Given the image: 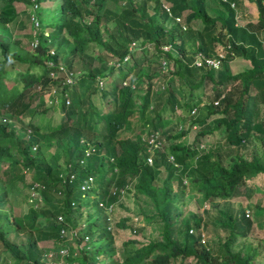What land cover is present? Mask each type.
Here are the masks:
<instances>
[{
  "label": "trees",
  "instance_id": "obj_1",
  "mask_svg": "<svg viewBox=\"0 0 264 264\" xmlns=\"http://www.w3.org/2000/svg\"><path fill=\"white\" fill-rule=\"evenodd\" d=\"M0 1V112L3 110L7 116L0 114V163L4 165L0 169V245L12 257L11 264H55L44 260V249L38 244L47 239L67 248L61 255L64 264H257L259 246L241 242L250 226L244 211L218 208L215 223L225 233L223 238L212 241L203 238L208 224L204 210L201 214L184 213L182 202L192 193L199 204L229 199L239 194L238 188L245 181L264 175V114L259 116L264 109V38L257 33L264 27V0H251L256 11L253 24L237 23L236 6L221 0L223 15L210 14L205 0H163L169 3L171 15L163 9L161 0H110L117 3L118 9L106 6L105 0H34L37 7L31 11L40 21L43 2L54 4L57 16L40 24L34 48L29 45L31 34H24L27 49L18 38L11 39L6 29L17 21L15 4L26 8L31 1ZM173 16H180L186 28L181 29ZM196 19L200 28L189 24ZM45 26L49 27L47 36L42 32ZM130 41L136 43L135 48L117 66L88 51L92 45L98 52L120 60ZM216 43L229 45L217 68L193 64L196 51L212 55ZM164 44L169 48L162 49ZM50 47L52 54L48 52ZM234 56L246 60L248 66L229 71L228 62ZM46 59L52 65L48 66ZM160 59L166 62L165 71L157 73L150 65L156 63L162 68ZM95 60L98 63L94 65ZM50 70L57 76L50 77ZM69 72L72 80L65 82L63 75ZM157 76L165 77L162 88L166 92L158 108L152 106L151 95V78ZM104 78L108 82L106 89L97 84ZM10 79L14 82L8 86L6 81ZM206 83L212 87L211 99L200 107ZM228 83L236 84L234 96L224 91ZM49 85L59 89L57 103H47L43 96ZM97 88L103 97L107 96L108 106L98 115L90 98ZM63 93L69 100L67 104ZM49 109H57L60 119L53 125L44 122L47 130L41 133L40 126L30 120L21 124V131L7 120L8 115L20 118L28 111L30 117L36 111L43 114ZM193 109L204 112L193 114ZM173 113H177V120L183 113L192 115L194 122L201 125L200 134L222 126L224 147L217 144L197 152L193 146L180 143L187 127L179 123L170 134L166 126ZM212 114L217 116L208 125L207 117ZM99 121L102 133L97 129ZM25 127L30 129L27 134ZM154 130L168 142L152 150L148 163L144 137ZM53 136L61 141L47 156L49 153H43L38 145L41 140L52 145ZM254 140L259 141V146L246 156L240 149ZM34 145L35 149H31ZM86 146L92 148L87 154ZM192 158L194 166L190 168ZM25 168L31 169V179L26 182L24 196L27 198L28 185L33 181L42 188L28 202L25 214L18 216L4 207L10 188L7 184L12 183V188L22 182ZM69 173L73 178L61 182V175ZM90 174L95 182L92 201L97 211L92 219L83 221L88 213L83 215L77 198L80 183ZM111 184L117 187L114 193L110 191ZM125 184L124 195L131 190L143 196L149 216L159 223V231L157 238L128 240L137 245L118 258L115 232L98 201L120 202L124 195L120 197L118 188ZM58 215L62 220L57 219ZM113 220L110 222L116 227L126 226V216ZM61 226L74 229L76 235L60 238ZM12 232L15 237L9 236ZM19 233L24 234L22 240L16 238ZM84 235H88L87 240ZM98 256L103 260L99 261Z\"/></svg>",
  "mask_w": 264,
  "mask_h": 264
},
{
  "label": "rangeland",
  "instance_id": "obj_2",
  "mask_svg": "<svg viewBox=\"0 0 264 264\" xmlns=\"http://www.w3.org/2000/svg\"><path fill=\"white\" fill-rule=\"evenodd\" d=\"M1 4V1H0ZM104 4L106 6H110L114 9H118L119 6L117 3H113L110 0H105ZM16 9L19 11V15L17 17V21L13 24V26L9 25V28L6 29V34L9 35L11 39L18 38L22 44V47L24 49H27V43L26 36L24 34L28 33L29 28V22H28V16L27 14V8L24 7L21 3H16ZM254 14L256 11L253 8L252 11ZM40 18H41V26H43V22L50 19H54L57 16V11L55 9L54 4H51L50 2H43L42 6L39 8ZM252 18V16H251ZM254 18V17H253ZM111 24V23H108ZM190 26L193 28H200L201 23L199 20H192L190 21ZM49 29L48 26H45ZM136 44V43H135ZM93 54H99L103 60H110L111 56H107L102 52H98V49L94 46H90L88 49ZM136 52L139 53L138 50ZM135 52V53H136ZM137 53V54H138ZM129 58V57H128ZM98 63V60L94 61V65ZM104 65V63L102 62ZM101 64V65H102ZM242 60L240 58L234 59L232 62H230V68L229 71H236L240 70L242 68ZM78 64L74 66L75 69H77ZM161 67V66H160ZM150 69L153 71H156L157 73L165 71V68H159L158 64L150 65ZM62 74V73H61ZM61 76V75H60ZM64 78V75H63ZM165 78V77H164ZM164 78H161L160 76L151 78L152 85H151V95H152V106L155 107H161L163 103V98L166 95V92L163 90L162 86L165 85ZM139 80V79H137ZM14 80L10 79L7 80L6 83L8 86L13 84ZM107 79L104 78L102 85V88H107ZM138 83V82H136ZM19 86V84H17ZM236 84L228 83L224 86V91H230L231 94L234 96L236 94L235 91ZM98 89V88H97ZM46 92H48L47 89L43 91V96L46 98ZM252 94L253 90H251ZM212 94V87L210 83H206L203 90H202V101L199 103L200 107L202 104L207 103L211 99ZM91 98V105L95 111V113L98 115L101 111L104 109H107V102L106 98L107 96H102L100 94V89L96 90L93 94L90 95ZM261 106V105H260ZM198 111V115H200L204 110L198 109L193 112L195 114ZM0 114L2 116H6V112L1 110ZM164 114H168L164 112ZM177 113L171 114V121L166 126L171 133L175 132V129L177 128V125L179 123L182 124L183 127H187V132L179 138L180 143L189 144L191 147L197 151L200 152L202 149H208L213 148V145H219V148L224 147L221 145L224 143L223 136H222V126H219L218 128L213 129L210 133L200 134L199 130L201 128V125L192 117V115L188 114H182L181 117L177 120L175 115ZM264 114V109L260 110L259 116H262ZM61 113L57 109L48 110L47 112H44L43 114L39 113V111H36L32 116L28 117V111L23 112L19 118V121H17L15 124L16 126L22 124L24 126L28 120L37 123L40 127L39 130L46 131L47 128L43 127L44 122H47L48 124H56L59 122ZM217 116L216 114L209 115L207 117V124L212 125L213 117ZM42 120V121H41ZM22 126L16 127V130L21 131ZM97 129L99 133L103 132V124L101 121L97 124ZM63 135V134H62ZM162 138L163 147L167 144L168 140L167 138ZM52 145H48L47 143L43 142L42 140L41 145L39 146V149L47 154V156L51 155V151L54 147H57L61 141L60 137L59 139L56 138V136H53L52 139ZM259 146V141L254 140L251 143H248L246 147H243L240 149L243 154L248 156L252 150L253 147ZM223 150V149H222ZM54 151V150H53ZM62 157L58 158V161L60 162ZM194 158L190 159L188 162V165L190 168L194 166ZM0 169L4 167L2 163H0ZM24 180L22 182H16V184L12 186V183H8V192L6 196V202L7 205L4 206L5 208H11L12 213L15 215H23L25 214L28 206V201L26 197L24 196V192L26 191V182L30 181V175H31V169H26L24 172ZM14 183V182H13ZM93 185H95V182H93ZM93 189V188H92ZM92 189L86 190L84 192L83 196H78V202H80L83 215L88 213L87 216H83V221L92 219L96 214V207L93 205L92 201ZM239 194L235 195L234 197H231L229 199H215L214 201H204L201 204L198 203L196 194L192 193L189 195H186L184 201L182 202V209L184 213H187L188 211H194L201 214V211L204 210L203 217L205 220H207V226L203 230V238L206 240H216L217 238H223V235L225 233V230L221 227H218V225L215 223L216 217L218 215V208H225L226 206L229 207L232 212H238L239 210H242L244 212H248V218L250 219V226L246 229V235L245 239H242L241 242H246L251 244L252 246L258 245V254L255 257V261L257 264H264V212L262 211V208H264V175H258L254 177L251 180L245 181L244 184L239 186ZM144 198L142 195H135L131 190L126 193L123 197L120 198V202H116L113 204V211L111 214V218H113L115 221L119 218L126 216L127 220L125 222V227H116L114 222H110L109 225H111V228H113V231L115 232V239L114 244L116 246V257L122 258L131 248H133L135 245H137L136 242H127L130 239L138 240V241H146L147 239H153L158 237V231H159V223L155 220V218H152L149 216V206L143 201ZM37 204L36 206H38ZM86 217V218H85ZM137 217L136 220L133 218ZM113 220V221H114ZM84 223V222H83ZM134 230H132V229ZM10 237H15L14 233H9ZM24 234L19 233L16 235L17 239L22 240ZM240 241L241 239L238 238ZM69 244L70 240L68 241ZM38 244L40 247H43L44 253L43 257L44 260L47 262H54L55 264H64V257L60 255L59 252V245L56 241L47 239V240H40L38 241ZM99 261L103 260L102 256H98ZM189 262V261H187ZM12 263V257L9 255L7 251H5L1 245H0V264H11ZM18 264H24L23 261L19 262ZM186 264V263H184ZM188 264H191L190 262Z\"/></svg>",
  "mask_w": 264,
  "mask_h": 264
},
{
  "label": "built area",
  "instance_id": "obj_3",
  "mask_svg": "<svg viewBox=\"0 0 264 264\" xmlns=\"http://www.w3.org/2000/svg\"><path fill=\"white\" fill-rule=\"evenodd\" d=\"M30 1H31V4L29 6H26V8H27V16H28L27 18H28L29 28H30L29 33L32 36V39L30 40L29 45L31 46V48H34L37 45L36 33H37V30L40 29L41 22L37 18V16L31 11V10H33L32 8L37 7V2L34 1V0H30ZM224 1H226V0H224ZM230 5L233 6L234 5V2H230ZM161 6L163 7V9L165 11H167V13L169 15H171L170 14L169 5L165 1L161 0ZM173 19H174L175 22H177V23L180 24L181 29H185L186 28V24L181 20V17L180 16H173ZM42 32H43L44 35L47 36L48 35V32H49V29L47 27H43ZM134 48H135V42L134 41H130L129 44L127 45V49H128L127 53H125L121 57L120 60L119 59L117 60L116 58L111 57L110 60H109V62L114 63L115 66L119 65L120 62L126 61L128 59L130 52ZM161 48L164 49V50H166V49L169 48V44H164V45L161 46ZM228 48H229V45L226 43L224 46H222V48L218 49L214 55H204V54H202L200 52H196L195 55H194L193 64H195V65L205 64L207 66H211L212 68H217L219 66V64H220L221 59L224 58V56H225L226 51H227ZM48 52L50 54H52L53 53V48L50 47L48 49ZM159 62H160V66L161 67H164L166 65L165 64L166 62H165L164 59H160ZM45 63L48 66L52 65V62L49 59H46L45 60ZM58 69H61L62 70V65H60V63L58 64ZM69 74H70V72L67 73L66 75L64 73V81L65 82H70L72 80ZM49 76L50 77L57 76V72L54 71V70H50L49 71ZM97 84L99 86H101L102 80L99 79L98 82H97ZM63 95L65 96V93H63ZM45 100H46L47 103H57L58 100H59V89H57L53 85H49L48 92H46V98H45ZM68 102H69V100L65 96V104H67ZM214 103H216V101H214ZM194 111H195V109L192 110V112H194ZM144 138H145V143L147 144V152H148L146 154V156H145V159H146V161L148 163H150L151 160H152V150L154 148H156V147L157 148H161L163 146V142H162L163 140L161 138L160 132L157 131V130H154V131L148 133L147 136H145ZM31 148L32 149H35V145L32 146ZM90 149L92 150V148L87 149L85 151V154H87L88 152H90L91 151ZM168 159L170 161H173V158H172L171 155H168ZM174 164L176 165V163H174ZM62 175H65V174H62ZM62 175H61V182H66L67 178H68V181H69L74 176L72 173H69L68 175H65V176H62ZM92 187H93V176L90 174V175H87L82 180V182L79 185L80 196H83L84 195V192L86 190L92 189ZM39 188H42V185L39 182L33 181L30 184L29 189H28V197H27V200L29 202H32L33 201V197L35 196V192ZM126 188H127V185L126 184L123 187L118 188V191H119V195L120 196H122L125 193V189ZM116 190H117V187L114 186L113 184H111L110 191L112 193H114ZM71 204H73V202H71ZM98 205L101 208H103L107 222H110L111 213H112V210H113V203H107V204H105L101 200V201H98ZM245 215H248V212L247 211L245 212ZM57 219L58 220H62L61 215H58L57 216ZM133 219L136 220L137 217H134ZM74 235H76V231L74 229H70V228H67L65 226H61L59 228V237L60 238L70 239L71 236H74ZM87 238H88V235H84V239L87 240ZM59 252H60V255H63V254H65L67 252V248L65 246L59 245Z\"/></svg>",
  "mask_w": 264,
  "mask_h": 264
},
{
  "label": "crops",
  "instance_id": "obj_4",
  "mask_svg": "<svg viewBox=\"0 0 264 264\" xmlns=\"http://www.w3.org/2000/svg\"><path fill=\"white\" fill-rule=\"evenodd\" d=\"M221 1H224V0H221ZM226 1H229V4H230V2H234L235 0L234 1L226 0ZM166 3L169 5L168 2H166ZM205 5H206L207 11L210 14H212V15L213 14L223 15L224 14L222 5L220 4L219 0H205ZM234 6H236V8H237V13H236L237 14L236 15V21H237V23L244 24L246 22H251L253 24L255 22V20H256V13L254 14L252 12L253 11V8L255 10V7H254V4H253V2L251 0H236V2H234V5L231 6V7H234ZM251 16H252V18H251ZM257 33H258V36L260 38H264V27L258 29V32ZM262 40H263L262 41V45H263L262 47H263V52H264V39H262ZM187 45H188L187 47H189V48L191 47V46H189L191 44H187ZM220 48H222V45L220 46V44L216 43L215 48H214V53L212 55H214L216 53V51L218 49H220ZM196 52H199V51H196ZM238 58H240V57L234 56L228 62L229 68H230V62H232L234 59H238ZM240 59L242 60V64H241L242 65V68L247 67L248 66V62L246 60L242 59V58H240ZM231 72H234V71H231ZM213 146H215V145H213Z\"/></svg>",
  "mask_w": 264,
  "mask_h": 264
},
{
  "label": "clouds",
  "instance_id": "obj_5",
  "mask_svg": "<svg viewBox=\"0 0 264 264\" xmlns=\"http://www.w3.org/2000/svg\"><path fill=\"white\" fill-rule=\"evenodd\" d=\"M7 115H8V113H7ZM6 117H7V116H6ZM18 118H19V117H11V116L8 115L7 120H8V121H11V122L13 123V127H14V128H16V127L18 128V127L21 126V124L18 125V126H16V124H15L17 121H19ZM16 131H18V130H16ZM24 131H25L26 134L29 133V132H30L29 127H25V128H24ZM80 140H82V139H80ZM31 149H32V148H31ZM87 149H89V147L86 146V147L84 148V150L86 151ZM90 150H91V149H90ZM90 150H89V151H90ZM91 151H92V150H91ZM91 151H90V152H91ZM25 170H26V168L23 169L22 171L24 172ZM31 183H32V182H31ZM31 183H29V185H28V189H29V186H30ZM93 187H94V185H93ZM89 190H90V189H89ZM124 194H125V193H124ZM124 194H123V195H124ZM123 195H122V196H123ZM27 197H28V195H27ZM91 197L93 198L94 195L92 194ZM120 197H121V196H120ZM26 199H27V198H26ZM27 201H28V200H27ZM28 202H29V201H28ZM29 203H30V202H29ZM113 206H114V205H113ZM112 211H113V210H112ZM111 214H112V213H111ZM110 220H111V219H110ZM109 223H110V222H108V224H109Z\"/></svg>",
  "mask_w": 264,
  "mask_h": 264
}]
</instances>
